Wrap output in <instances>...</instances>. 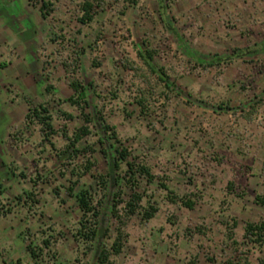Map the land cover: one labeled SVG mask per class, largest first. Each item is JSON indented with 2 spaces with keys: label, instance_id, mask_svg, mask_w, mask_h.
<instances>
[{
  "label": "rangeland",
  "instance_id": "1",
  "mask_svg": "<svg viewBox=\"0 0 264 264\" xmlns=\"http://www.w3.org/2000/svg\"><path fill=\"white\" fill-rule=\"evenodd\" d=\"M21 1L28 2L24 6L30 14L27 9L23 14L20 12L19 0H0V13L11 16L8 22L12 21L16 27L26 26L25 32H18L19 37L23 32L24 35L31 32L26 19L31 14L40 18L41 5L40 0ZM48 1L53 4V11L43 27L37 25V34L21 41V47L31 49L35 57L38 55L45 73H52L53 78L68 73L66 79L53 80L59 87L57 93L40 96L35 101L45 103L57 132L50 141H44L38 125L30 124L33 134L27 139L22 135L21 142L20 168L26 177H21L20 186L16 187L14 182L13 192L0 197L2 211H15L9 222L13 221L11 225L21 239L19 242L22 241L21 264H84L92 259L93 253L85 255L71 234L80 217L74 194L81 188H94L97 176L106 175L111 196L117 188L113 178L123 180L128 176L124 164L117 170L110 168L118 160L113 158L111 148L116 144L111 138L100 137L98 123L90 124L91 134L77 144L87 148V155L95 160L89 172L75 181L69 174L72 165L64 157L59 158L57 153L67 142L62 133L72 134L84 124L80 108L58 102V98L65 99L72 93L68 87L71 80L91 84L92 107L84 112L93 117L95 109L100 110L105 124L115 127L130 151L129 159L145 163L156 176L149 184L145 178L137 177V190L151 194L159 210L147 222L136 216L129 220L122 250L112 256L115 264H187L191 258L197 260L196 264H223L245 250V222L264 218V207L254 202L255 194L264 195V149L250 143L248 131L252 125L264 127V101L258 104L252 92L247 91L246 96V92L239 91L243 75L234 73L232 81L236 85L224 87L229 79L223 73L228 71L221 65L210 69L183 61L173 50H158L155 56L156 63L177 86L165 89L133 50V42L136 38L139 43L142 32L148 36V45L170 46L159 33L151 5L132 0H103V8L94 9L93 23L86 25L78 19L82 0ZM201 6L208 8L207 4ZM62 62L69 64L68 70ZM93 76L100 80H94ZM114 88L118 90L116 99L111 95ZM141 91L146 93V114L136 104ZM218 104L228 109H218ZM62 111L73 118L66 120ZM81 157L75 160L76 164ZM13 168L12 164H6L8 172ZM161 178H166L168 187L179 195L197 188L201 199L192 209L167 202L163 197L166 191L157 188V180ZM229 181L234 183L238 194L242 193L240 197L228 191ZM119 185L124 190L122 198L127 199L130 191L122 181ZM70 186L73 190L69 192ZM233 221L236 246L225 234L226 226ZM198 224L207 228L206 234L190 235L187 230ZM104 226L110 229L106 238L110 243L115 226L110 217H106ZM44 239L48 240V246ZM263 257L264 247L262 251L252 250L249 260L251 264H260ZM3 258L9 257L0 245V262Z\"/></svg>",
  "mask_w": 264,
  "mask_h": 264
},
{
  "label": "crops",
  "instance_id": "2",
  "mask_svg": "<svg viewBox=\"0 0 264 264\" xmlns=\"http://www.w3.org/2000/svg\"><path fill=\"white\" fill-rule=\"evenodd\" d=\"M135 1L153 6L159 33H162L170 44V46H159L160 49L156 46L152 47L147 44L149 41L147 34L142 32L138 38V40L140 39L139 43L136 42V38L133 42L135 53L140 50L141 44L146 42L148 48L156 51L173 50L182 57L183 61L184 59L193 61V63L196 62L210 69L217 65H205L207 59L219 56L222 69L228 71L223 73V77L229 79L224 87L230 88L229 86L236 85L237 82L232 81L235 77L234 73L237 76L243 75L245 79L241 81L243 84L239 91L246 92V96L249 95L247 91L252 92L257 103L263 104L264 0ZM19 2L20 12L23 14L24 9H27L28 12L27 6H24V4L28 5V2L24 4L21 0ZM202 4H207L208 8H201ZM28 14L30 13L28 12ZM31 15V18L26 16V22L31 26V32L24 35L26 26L21 24L16 27L12 21L8 22L11 16L7 12L6 14L0 13V197L4 193L10 194V190L13 192L16 189L15 184L16 187L20 186L21 177H26L21 171L20 165L22 135L27 139L34 131L30 129V123L25 121L29 108L38 104L45 105L43 102L37 104L35 101L40 96L57 93L59 87L53 83V80H63L65 74H68L63 72L65 74L61 78V74L53 78L52 73L50 75L45 73L46 68L40 63L38 55L35 57L31 49L28 50V47L25 46L21 47V41L24 42L27 38L37 34L39 30L37 27L40 28V25L43 27V23L47 19H44L41 13L40 18L37 14ZM20 31H24L21 37L18 35ZM132 39L134 40L133 35ZM35 44L38 47L37 42ZM200 60H204V63ZM153 61L157 67H162L156 63L155 57ZM140 62L143 64L141 60ZM245 71L247 72L245 73ZM154 77L157 78L156 75ZM93 78L100 80V77L96 79L93 76ZM72 94L73 91L70 96ZM245 97H240V99L244 100ZM58 100L64 99L58 98ZM38 130L40 131V127ZM248 131L251 138L250 143L256 148L264 149V127L252 125V130ZM237 143L240 144V140H237ZM6 164H12L14 168L8 172ZM6 184L8 185L6 186ZM3 212L0 208V245L3 247V252L6 251L9 257L7 260L4 258L3 260L11 264L21 259L22 241L19 242L21 239L16 235L15 227L12 226L13 221L9 222L11 216H15V211L6 212L5 215Z\"/></svg>",
  "mask_w": 264,
  "mask_h": 264
},
{
  "label": "trees",
  "instance_id": "3",
  "mask_svg": "<svg viewBox=\"0 0 264 264\" xmlns=\"http://www.w3.org/2000/svg\"><path fill=\"white\" fill-rule=\"evenodd\" d=\"M40 1L41 5L39 11L45 19L49 16L50 12L53 11L54 6L51 1ZM102 1L103 0H82L79 5V21L86 25L93 23L94 9L95 7L103 8V6H101ZM146 45V42L141 44V48L137 52L138 57L144 66L149 72L157 76L158 81L162 83L165 89L172 90L177 88L175 82L170 80V76L165 69L163 67H157L154 64L153 60L157 51L148 48ZM76 61L75 65L77 66ZM200 61L204 63V60ZM220 64L221 58L219 56L210 58L209 60L207 59V62L205 63L207 66ZM62 65L65 70H68V63L62 62ZM94 65L95 64L92 63V66ZM90 85L91 84H83L78 80H71L69 86L72 89L73 94L64 100H58V102H68L70 105H75L80 108L84 124L75 129L72 134H68L66 131L62 133L67 142L64 148L60 149L57 154L60 159L64 157V159H67L69 164L72 165L69 174L76 179L75 181H78L95 165V160L87 155L88 149L80 148L77 145L83 137L91 134L92 130L89 125L98 123L100 127V137L103 139L107 137L114 140V144L116 145H111L112 155L113 158L115 157L118 160L110 164V168L117 170L120 168L121 164H124L126 170L125 174L127 173L128 176L123 177V180L113 178V183L116 184L117 188L111 196L108 194V176L106 175L97 176L94 188H81L74 194L80 210V217L78 218L76 226L71 234L78 247L84 249L83 253L85 255L91 252L93 253L92 259L85 261L84 264H115L112 260V256L119 254L122 250L123 243L126 241L127 237L125 227L129 220L133 216H136L141 222H147L159 210L158 204H155V202L151 200V194L149 195L146 193V190H143V192L137 190V177L145 178L149 184L155 181L156 176L151 173L149 167L145 163L137 161L136 159H129L130 151L123 145L115 127L105 124V118L103 114H100V110L95 109L96 114H94L93 117L90 113L84 112L87 107H92L89 100ZM117 91L116 88L111 91L112 98L116 99L118 97ZM145 94L144 91H141L140 96L136 100V104L140 107V112L142 114H146L147 111V108L144 105L146 101ZM217 107L218 109H228L222 104H218ZM62 114L66 120L73 118L69 113L62 111ZM25 121L30 124L39 125L41 136L46 141H50V137L57 132L52 126V115L48 108L43 104L30 107L25 116ZM102 152L105 153V150H102ZM80 155L82 156L81 160L76 164L75 160L78 159ZM121 181L123 182L124 187L130 191V194L127 195V199L122 198L124 190L119 185ZM110 182L112 183V181ZM72 187L73 186L69 187V192L73 190ZM157 188L166 191V195L163 197L167 202L187 209H192L201 199V193L197 188L182 195L174 193L168 187L166 178L157 180ZM227 189L229 192L236 193L239 197L242 195V193L238 194L239 192L235 189L232 181L228 182ZM144 196L147 197L146 200H144ZM254 202L264 207V195L255 194ZM106 217H110L115 225L112 239L110 237V243L106 242V238H108L107 234L110 231L108 227L104 226ZM235 225L236 222L233 221L229 226H226L225 233L226 239L230 240L234 246L238 244L234 239L233 233V227H235ZM187 231L190 235H193L194 233L205 235L207 228L202 224H198L193 230L189 229ZM243 239L247 248L238 251L236 256L226 259L223 264H251L249 260L250 252L252 250L262 251L264 247V218L257 222H245L243 227ZM43 243L46 246L49 245V242L46 239L43 240ZM28 249L31 250L32 256H35L33 250L29 246ZM209 260L214 262L213 258H210ZM259 262L260 264H264V257L260 258ZM196 263L197 260L195 258H191L187 262V264ZM0 264L10 263L2 260ZM11 264H21V261L16 260Z\"/></svg>",
  "mask_w": 264,
  "mask_h": 264
}]
</instances>
